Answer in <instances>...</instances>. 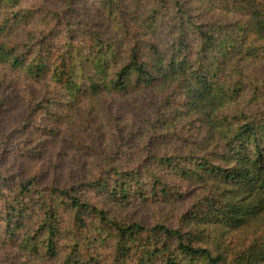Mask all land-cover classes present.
<instances>
[{"label": "trees", "instance_id": "1", "mask_svg": "<svg viewBox=\"0 0 264 264\" xmlns=\"http://www.w3.org/2000/svg\"><path fill=\"white\" fill-rule=\"evenodd\" d=\"M140 1L96 0L103 21L92 24L81 0L54 11L0 0V86L15 75L52 87L28 100L25 122L57 99L162 93L144 122L148 142L139 148L133 130L80 180L40 189L35 177L5 175L2 157L1 241L47 259L65 250L62 264H264V240L228 260L210 236L264 221V0H152L145 14ZM184 196L194 202L175 227L112 210Z\"/></svg>", "mask_w": 264, "mask_h": 264}, {"label": "rangeland", "instance_id": "2", "mask_svg": "<svg viewBox=\"0 0 264 264\" xmlns=\"http://www.w3.org/2000/svg\"><path fill=\"white\" fill-rule=\"evenodd\" d=\"M57 1L63 0H40L43 8H52V11L60 6ZM151 1H140L141 13H146ZM95 4L96 0H81L80 11L84 21L91 20L92 24L103 21L95 11ZM41 17L35 19L37 24ZM255 77L258 83L264 79V63L256 66ZM11 79L14 81H9ZM8 82L0 86V160L4 158L1 168L11 178L35 177L40 189L59 188L88 176L112 155L120 138L133 130L141 132L140 139L136 141L138 147L144 146L148 142L144 122L150 114V105L162 99V93L150 91L132 93L123 98L84 100L64 107L62 103H56L57 99L44 109L35 111L31 121L25 122L28 100L35 98V105L38 104L45 96L48 98L52 87L48 80L31 82L15 75H10ZM7 93L14 99L1 104ZM166 147H171V144ZM190 188L183 187L184 190ZM193 202V196H184L171 204L149 200L121 208L112 207V210L125 221L140 222L148 227L163 222L175 227V222ZM210 236L213 244L217 245L214 248H220L219 251L232 260L235 254L254 241L264 240V221L256 220L236 232L226 229L222 233L212 231ZM65 253L62 250L58 258L47 259L42 254H26L13 245H4L0 238V264H62Z\"/></svg>", "mask_w": 264, "mask_h": 264}]
</instances>
